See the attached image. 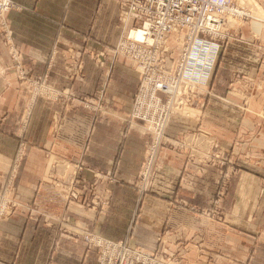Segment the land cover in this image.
Returning a JSON list of instances; mask_svg holds the SVG:
<instances>
[{"label": "crops", "instance_id": "obj_1", "mask_svg": "<svg viewBox=\"0 0 264 264\" xmlns=\"http://www.w3.org/2000/svg\"><path fill=\"white\" fill-rule=\"evenodd\" d=\"M15 2L1 25L5 38L9 34L20 50L25 70L33 75L48 73L54 85H69L79 96L89 91L96 93L103 86L111 87L114 105L121 112L109 118L93 114L86 107L70 108L63 128L54 130L53 116L60 101L39 96L35 99L22 91L24 84L9 68V54L0 37V56L9 62L5 75L0 74V87L4 88L1 102L5 105L0 137L8 142L3 150L0 146V159L6 170L4 182L9 180L8 172H13L17 162L13 196L20 203L0 224V264H101L96 250L90 249L82 238L84 227L151 252L167 250L168 245L179 246L183 252L187 247L185 255L196 264L207 262L206 241L212 247L207 263L221 264L223 260L215 253L219 232L214 226L205 227L204 221H196L198 210L177 203L176 195L136 193L135 183L150 133L137 124L125 130V111L130 110L138 74L124 57H118L114 64L109 59L108 48L120 39L125 22L119 1ZM88 49L101 51L102 57L95 62ZM110 65L114 71L111 76ZM215 81L213 77V86ZM77 99L74 93L67 101L75 103ZM205 100L219 102L216 97ZM106 101L109 103V98ZM31 102L36 106L24 128V115ZM209 117H203L202 124L209 120L214 131L220 130V124L231 125L230 120H221V114L211 113ZM170 149H164L159 159V182L168 186L178 180L179 168L183 166ZM79 161L85 162L80 169ZM76 168L77 184L83 188L80 197L88 205L63 192L52 200L56 190L60 195L57 188H52L56 178L70 182ZM180 196L200 206L206 198ZM236 210L231 208L230 212L236 215ZM209 235L212 239L206 240ZM228 245L237 253L236 243ZM244 257L248 264H264V238L249 239Z\"/></svg>", "mask_w": 264, "mask_h": 264}, {"label": "rangeland", "instance_id": "obj_2", "mask_svg": "<svg viewBox=\"0 0 264 264\" xmlns=\"http://www.w3.org/2000/svg\"><path fill=\"white\" fill-rule=\"evenodd\" d=\"M236 1L239 4V16L233 18L229 30L222 33V35L225 33V37L217 39L221 46L213 65V58L207 56L195 66L196 62L189 63L188 73L192 71V73L205 75L211 70L208 80L189 83L186 87H184L186 82H180L181 86L170 95L162 91L158 93L164 102L161 135L157 136L156 132L154 133V127L150 123L137 118L134 116L135 113L133 115V99L138 93V82L130 100V110L125 111L124 116L125 130L137 124L150 133V138L145 142L144 157L135 183L137 195L152 192L176 195L177 203L198 210L200 215L196 217V221L198 223L204 221L205 227L214 226L217 233L219 232V246L215 249V253L223 260L221 264H248L244 257L246 243L249 239L264 238V0ZM6 13L0 15V37L9 54L7 57L10 62L7 61L10 64L9 68L15 71V78L23 82V92H28L35 99L39 96L51 101H60L58 103L60 108L57 107L53 116L54 130L60 131L63 128L65 113L70 111V108L86 107L93 114L109 116V118H114L118 115L117 112H121L114 105L116 103L113 102L111 87L103 86L96 93L89 91L79 96L75 88L69 85L63 87L54 85L48 73L33 75L25 70L24 59L14 40L9 34L5 38L6 31L2 25ZM124 18L120 39L133 25L132 20L127 21L126 17ZM119 40L108 48L111 64H114L118 57H122L114 53ZM12 47L19 51V57H14L11 53ZM207 52L213 57L214 52L210 49ZM88 53L92 54L91 57L95 62L102 57L101 51L88 49ZM7 62L4 56H0L1 76L6 73ZM201 65L202 69H200ZM134 70L138 74L139 81L140 73L135 68ZM113 73L112 65H110L109 75ZM213 77L216 78L214 86L212 85ZM74 93L78 95V99L75 103H69L67 100ZM3 96L4 88L0 87V117H3L5 109L4 103L1 102ZM188 96L189 100H186ZM205 97H216L219 102L213 100L204 102ZM107 98L109 103L106 101ZM35 106V102L28 104L24 115V128ZM211 113L221 114L223 117L221 120L224 123L230 120L231 125L220 124V130L214 131V126L210 125L209 120L202 124L203 117L208 119ZM225 116L229 119L227 120ZM7 143L5 138L0 137L2 150ZM169 148L182 161L183 166L179 168L178 180L171 182L168 186L159 182L161 169L159 159L164 149ZM79 162L81 163H77L78 169L85 163ZM2 163L3 160L0 159V195H7L10 208L11 201L14 205L11 214L0 219V224L20 205L13 196L19 170L17 162L12 167L13 172H8L7 182L3 181L6 170ZM76 176L77 168L70 182H64L60 177L56 178L52 188H57L60 195L56 190V195H52L51 199L58 198L63 192L68 197L70 195L73 199L82 200L88 205V201L80 197L83 195V188L77 184L79 180ZM185 190L189 192L185 193ZM180 195H204L206 198L204 205L200 206L192 204L189 198ZM210 195L211 197L207 199ZM231 208L237 209L236 215L230 212ZM49 221H51L50 217ZM88 232L102 235L84 227L81 235L85 243L84 236ZM106 238L116 242L126 241ZM209 239H212L211 235L209 238L206 237V240ZM232 243H236L237 253L229 249L228 244ZM133 246L152 254L151 264H196L190 256L187 258L185 255L187 247L183 252L179 246L173 248L172 245H168L167 250L151 252L143 247ZM211 248V245L204 241L205 262H210ZM207 262L206 264H209Z\"/></svg>", "mask_w": 264, "mask_h": 264}, {"label": "built area", "instance_id": "obj_3", "mask_svg": "<svg viewBox=\"0 0 264 264\" xmlns=\"http://www.w3.org/2000/svg\"><path fill=\"white\" fill-rule=\"evenodd\" d=\"M118 1L126 20H132L133 25L119 40L114 53L125 57L140 73L133 115L150 123L154 133L160 136L164 102L158 93L170 95L181 86L180 82H186V87L189 83L208 80L211 70L205 76L188 73L189 63L196 62L195 66L207 56L213 58V65L221 46L217 39L224 38L222 33L229 30L233 18H238L239 4L236 0ZM14 3V0H0V15ZM208 49L214 52L213 57ZM10 51L19 57L16 48ZM10 205L13 207L14 203L11 201ZM12 207L7 195H0V219L11 214ZM84 238L88 247L97 250L101 264H151L152 254L126 241L116 242L93 232Z\"/></svg>", "mask_w": 264, "mask_h": 264}, {"label": "bare ground", "instance_id": "obj_4", "mask_svg": "<svg viewBox=\"0 0 264 264\" xmlns=\"http://www.w3.org/2000/svg\"><path fill=\"white\" fill-rule=\"evenodd\" d=\"M190 72L192 73V71H190ZM194 74H197V72H194ZM205 75H207V74H205ZM205 75H204V76H205Z\"/></svg>", "mask_w": 264, "mask_h": 264}]
</instances>
